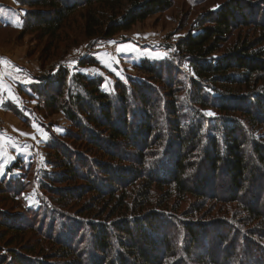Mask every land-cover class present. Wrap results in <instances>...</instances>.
I'll return each instance as SVG.
<instances>
[{"label": "trees", "instance_id": "trees-1", "mask_svg": "<svg viewBox=\"0 0 264 264\" xmlns=\"http://www.w3.org/2000/svg\"><path fill=\"white\" fill-rule=\"evenodd\" d=\"M13 1L29 8L21 36L40 33L50 48L80 10L84 9L86 37L107 40L174 4ZM194 25L173 55L175 64L186 63L194 75L187 79V102L176 93L185 86L184 74L169 60L145 59L135 65L153 86L128 77L116 80L114 92L108 94L102 78L71 74L69 69H59L52 79L35 86L43 110L61 114L71 124L63 136L53 135L47 144L53 170L44 173L45 190L64 205L80 203L87 195L93 201L79 209L85 221L69 220L75 225L56 239L60 250L54 255L63 262L34 258L30 254L35 249H27L14 250L15 264H264V231L258 233L259 225L264 226V0H228ZM241 29L259 35L227 46ZM98 64L91 58L79 67ZM4 106L15 111L8 108L9 102ZM207 109L217 111L218 118L204 116ZM77 144H86L88 152L79 151ZM132 150L136 154L128 153ZM19 168V162L13 165ZM199 169L201 178L191 179ZM218 176L227 181L220 192L214 183ZM72 182L77 184L68 186ZM155 190L163 193L161 198ZM216 195L228 204L241 203L245 221L235 216L205 221L196 204L186 212L192 218L187 221L169 208L172 198L206 200ZM104 212L107 217L102 219ZM8 223L0 220L3 229L18 232V226ZM213 240L215 248H207Z\"/></svg>", "mask_w": 264, "mask_h": 264}, {"label": "rangeland", "instance_id": "rangeland-1", "mask_svg": "<svg viewBox=\"0 0 264 264\" xmlns=\"http://www.w3.org/2000/svg\"><path fill=\"white\" fill-rule=\"evenodd\" d=\"M226 1L228 0H174L173 7L167 12L107 40L86 37L83 30V9L65 23L59 39L50 48L47 46L48 39L43 38L40 33L21 36V28L29 8L20 7L13 0H0V85L3 87L0 88V220L7 219L10 226H18V232L15 233L0 226V264H15L14 250L21 253L27 249H35L34 254L29 253L34 258L49 257L50 262H60L62 259L54 255V252L60 250L56 239L71 229L70 224L74 223H69V220L75 217L78 223L85 221V216L80 214L79 209L90 200L93 201V196L87 195L80 203L64 205L45 190V184L48 183L44 179V173L53 170L48 164L51 151H48L47 144L53 135L63 136L71 128V124L63 115H51L43 110V103L34 94L35 86L39 87L47 78L52 79L59 69H69L71 74L82 72L90 78H102V89L108 94L114 92L116 80L127 81L128 77L145 80L147 85L153 86V82L138 72L135 65L147 59L159 62L169 60L173 66L174 48L180 39L193 30L199 17L217 10ZM258 35L256 30L241 29L232 35L226 45L244 38L253 40ZM91 58L99 64L82 69L79 67L81 62ZM176 68H180L181 74H184V78L180 76L185 84L176 93L181 100L187 102L185 92L190 89L187 79L194 78V75L186 63H176ZM158 86L164 90L162 85ZM8 102L11 103L8 108L15 111L5 109L4 104ZM187 107L192 109L189 103ZM202 114L211 120L219 116L213 109L203 110ZM68 143L65 144L69 146L70 142ZM77 145L81 146L79 151L88 152L84 149L86 144ZM128 153L136 154V151ZM17 162L20 168L14 170L13 165ZM200 170L190 174L191 179L201 178ZM204 174H208L207 171ZM214 183L219 192L227 186L226 179L221 176ZM76 184L72 182L68 186ZM153 194L160 198L163 195L157 190ZM216 198L219 196L206 200L194 197L172 198L174 203L169 208L187 221L192 219L190 212L189 216L185 215L191 204L201 206L205 221L232 216L238 222L245 221L247 214L242 212L245 207L241 203L228 204ZM105 217L107 215L104 212L102 219ZM29 224L32 225L28 227ZM259 229L258 233L264 231V226L259 225ZM209 244L210 247L207 248H215L217 242L213 240Z\"/></svg>", "mask_w": 264, "mask_h": 264}, {"label": "snow or ice", "instance_id": "snow-or-ice-1", "mask_svg": "<svg viewBox=\"0 0 264 264\" xmlns=\"http://www.w3.org/2000/svg\"><path fill=\"white\" fill-rule=\"evenodd\" d=\"M186 67V66H185ZM207 115H212V113H206ZM34 127H35V125H34Z\"/></svg>", "mask_w": 264, "mask_h": 264}, {"label": "crops", "instance_id": "crops-1", "mask_svg": "<svg viewBox=\"0 0 264 264\" xmlns=\"http://www.w3.org/2000/svg\"><path fill=\"white\" fill-rule=\"evenodd\" d=\"M0 88L3 89V87L0 85Z\"/></svg>", "mask_w": 264, "mask_h": 264}]
</instances>
